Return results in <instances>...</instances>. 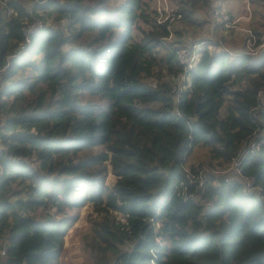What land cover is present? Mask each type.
Returning <instances> with one entry per match:
<instances>
[{
  "label": "trees",
  "instance_id": "16d2710c",
  "mask_svg": "<svg viewBox=\"0 0 264 264\" xmlns=\"http://www.w3.org/2000/svg\"><path fill=\"white\" fill-rule=\"evenodd\" d=\"M174 1L163 18L148 0H0V264H80L63 252L84 207L85 264H264V39H204L180 82L171 20L224 22ZM196 145L240 177L212 170L197 193Z\"/></svg>",
  "mask_w": 264,
  "mask_h": 264
},
{
  "label": "rangeland",
  "instance_id": "374dc122",
  "mask_svg": "<svg viewBox=\"0 0 264 264\" xmlns=\"http://www.w3.org/2000/svg\"><path fill=\"white\" fill-rule=\"evenodd\" d=\"M150 5L156 8L164 7L166 14L175 8L176 3L174 0H148ZM213 3L219 5L222 11L229 14V18L224 22V27L217 25L216 20L211 16L208 11H198L199 15L205 16L207 18L204 22L203 29L193 30L191 28H185L179 19H173L170 22L171 33L168 36L169 40L175 42H183L190 39L203 40L209 38H219L221 34L227 36V42L224 45L230 50H238L244 44V31L246 28H256L260 30L261 35L264 39V0H256L252 2L251 0H212ZM216 10H214L215 13ZM220 12V10H218ZM163 18L165 17V15ZM216 18L219 16L216 15ZM49 22V20H48ZM183 29L184 34H178L176 31ZM181 32V31H180ZM167 37V38H168ZM202 44V46H203ZM214 46L211 45V48ZM187 81H189V76H187ZM202 166L210 168L211 170H216V174L222 173L230 177H240L232 171L230 163L224 162L220 163L217 159H210L208 148L203 145H196L193 147L191 153L189 154L186 162L185 168L189 169L190 165ZM207 178L202 179V183L194 186V190L199 193L200 188H203L207 182ZM213 180L212 176L211 179ZM86 207L82 208L78 220L74 223V226L69 229V233L65 238V247L63 252V257L65 259H70L73 262L77 260L80 264H85L82 262V257L77 256L81 253L80 249V237L87 228V218H86ZM122 216V215H121ZM123 217V216H122ZM79 258V259H78Z\"/></svg>",
  "mask_w": 264,
  "mask_h": 264
},
{
  "label": "built area",
  "instance_id": "2783aa9c",
  "mask_svg": "<svg viewBox=\"0 0 264 264\" xmlns=\"http://www.w3.org/2000/svg\"><path fill=\"white\" fill-rule=\"evenodd\" d=\"M162 8L165 9L164 7H162ZM162 8H158V9L161 10ZM218 10H220V12ZM10 12H12V8L9 6L7 8V13H10ZM168 14L169 13H167L165 15V17H167ZM214 14L219 16L220 19L225 21V22H227L226 20L228 18L230 20L229 14L222 11V8L216 9ZM229 22L232 23L231 20ZM41 24H42L41 19L36 18V20L34 22H32L28 27L25 28L24 31H25L26 42H30V35L33 32H37L40 29ZM246 31L248 33H250V30L248 28H246ZM247 42H248L250 49L252 51H254V47H253L254 46V37L252 39L248 38ZM202 44H203V40H198V39H190V40H186V41L183 40V42L182 41L181 42H174L173 47L175 50L176 59L183 67V70L179 75L180 82H185L187 80V76H189V74L187 72L190 69H192L194 67V65L196 64V62L198 61L201 50L204 47V46H202ZM260 45H262V43ZM21 47H23V44L21 45ZM259 92H261V90ZM250 145L257 147L256 141H251ZM231 166L233 167L235 173L239 175L241 170L237 166V161H236L235 157H233L231 160ZM211 173H212V170L210 168L201 167L198 170V173L196 175V177L199 178L197 185L202 183L201 181L203 178L210 179L211 175H212ZM192 179H190V181ZM197 185H195V186H197ZM3 252H4V250H1V253H3Z\"/></svg>",
  "mask_w": 264,
  "mask_h": 264
}]
</instances>
